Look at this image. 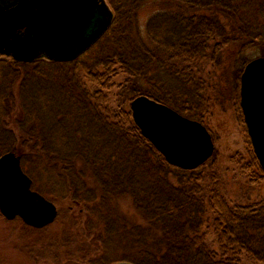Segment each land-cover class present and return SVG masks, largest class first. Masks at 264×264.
Listing matches in <instances>:
<instances>
[{"label":"trees","instance_id":"trees-1","mask_svg":"<svg viewBox=\"0 0 264 264\" xmlns=\"http://www.w3.org/2000/svg\"><path fill=\"white\" fill-rule=\"evenodd\" d=\"M106 2L109 27L73 61L0 55V156H19L31 189L48 201L52 188L87 211L103 252L77 264H264V200L229 205L215 154L194 170L170 165L122 106L144 95L205 126L214 101L229 100L245 127L240 75L264 56V0ZM206 66L220 70L216 83ZM246 138L247 160L235 163L256 184L264 172ZM126 197L142 223L121 216ZM209 225L217 250L205 238Z\"/></svg>","mask_w":264,"mask_h":264},{"label":"water","instance_id":"water-1","mask_svg":"<svg viewBox=\"0 0 264 264\" xmlns=\"http://www.w3.org/2000/svg\"><path fill=\"white\" fill-rule=\"evenodd\" d=\"M112 18L106 0H0V55L20 62L46 57L67 63L89 49ZM238 100L252 152L264 172V56L244 66ZM129 106L141 135L170 165L194 170L213 155L211 134L199 121L144 95ZM56 213L52 202L31 189L19 156L13 151L1 155L0 215L41 229L54 223Z\"/></svg>","mask_w":264,"mask_h":264},{"label":"rangeland","instance_id":"rangeland-1","mask_svg":"<svg viewBox=\"0 0 264 264\" xmlns=\"http://www.w3.org/2000/svg\"><path fill=\"white\" fill-rule=\"evenodd\" d=\"M148 16L149 13L145 10L139 17L142 32ZM253 53L247 51V56L254 57ZM205 69L206 72H211L212 82L216 83L215 79L221 75L220 70L210 66ZM116 82L121 83V78L118 77ZM222 84L226 99L229 86L225 80ZM119 90L116 87L109 92L113 106L118 105ZM130 102L124 100L122 106L130 110ZM214 103L205 118V126L213 139L215 153L212 154H215L225 200L231 206L264 200V180L256 184L250 183L249 177L241 175L239 166L235 163L241 157L246 161L248 155L247 133L239 113L229 100L224 103V100L219 99ZM18 113H14L13 119ZM51 190V194L46 197L53 200L58 213L54 223L42 230L25 226L20 218L8 220L0 215V264H77L84 261L85 257L86 260L97 258L103 252L101 244L95 239L94 230L87 227V211L71 204L57 190ZM119 209L122 217L142 223L127 197L119 201ZM92 220L97 223L96 218ZM95 226L101 228L99 224ZM212 234L213 230L209 225L205 238L210 247L217 250V246L212 244ZM114 259L112 256L110 260Z\"/></svg>","mask_w":264,"mask_h":264}]
</instances>
